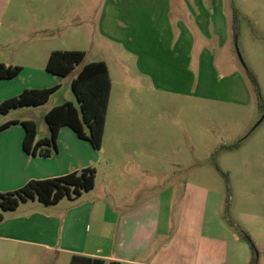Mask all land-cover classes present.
Masks as SVG:
<instances>
[{
    "label": "crops",
    "instance_id": "0c3cea01",
    "mask_svg": "<svg viewBox=\"0 0 264 264\" xmlns=\"http://www.w3.org/2000/svg\"><path fill=\"white\" fill-rule=\"evenodd\" d=\"M21 1L0 0V40H31L29 25L16 24L15 20L41 6H26ZM98 1L94 10V0L86 4V9L93 11L94 33L120 48L110 57L114 65L105 57L84 62L104 61L111 79L99 150L63 126L50 156L27 153L21 122L36 123L37 140L49 137L46 112L63 102L73 103L68 97L48 105L50 98L64 84L71 88L79 69L66 77L48 73L47 60L42 67L32 63L30 43L19 45L8 61L0 58V63L21 67L16 77L0 80V102L24 89L59 86L39 106L40 118L32 115L30 107L0 115V125L14 122L0 131V192L84 168L96 171L94 188L77 198H63L54 205L28 200L4 211L0 255L29 250L64 264H69L73 256L101 259L106 264H250L248 246L235 230L234 220L222 213L220 184L216 180L202 182L200 176L199 180L173 176L165 189L161 187L159 168L148 163L144 154L160 153V117L152 114L159 100H154V95L196 93L199 98H211L204 93L206 89L218 91L220 101H249L250 88L237 69L217 81L220 66L216 48L227 43L231 6L246 18L253 16L249 12L256 6L246 4L243 9L234 0L230 5L227 0ZM259 7L264 11V5ZM213 42L217 45L211 49ZM116 84H123L126 90L146 84L151 99L146 101L147 113L132 110L145 101L139 95L128 99L126 94H115ZM73 104L78 107L77 101ZM181 166L185 165L176 168Z\"/></svg>",
    "mask_w": 264,
    "mask_h": 264
},
{
    "label": "rangeland",
    "instance_id": "374dc122",
    "mask_svg": "<svg viewBox=\"0 0 264 264\" xmlns=\"http://www.w3.org/2000/svg\"><path fill=\"white\" fill-rule=\"evenodd\" d=\"M226 2L232 3L230 0ZM234 2L243 9L244 5L253 4L256 10L250 11L253 16L246 18L231 6L227 43L216 48V60L220 66L217 81L227 76L231 69H237L250 88L249 101H220L217 98L222 96L218 91L206 89L204 93L211 98H199L196 93L192 96L165 92L154 95L153 99L159 100L158 108L152 114L160 117V153L144 154V158L159 168L161 187L165 189L168 179L173 176L193 180H199L200 176L202 182L209 184L216 180L224 197L222 213L227 219L234 220L235 230L248 246L250 263L255 258L256 264H264V111L259 107L258 94L247 75V71L254 75L264 106V11L259 7L264 5V0ZM23 3L41 6L15 20L16 24L29 25L32 38L25 43L17 40L7 43V38H1V59L8 61L19 45L30 43L32 63L38 67L44 66L53 49L84 51L82 64L89 59L105 57L114 65L110 57L120 48L94 33L93 11L86 9L87 0H22ZM93 4L91 8L94 10L100 3L94 0ZM235 25L237 27L233 29ZM15 33L19 34L17 30ZM216 45L213 42L209 46L212 49ZM82 64L75 69H80ZM111 68L116 71L115 66ZM113 77H116L115 73ZM198 88L196 91L200 93ZM71 92V88L64 84L52 95L48 105L68 97L76 103ZM149 92L146 84L131 90H126L123 84H116L114 89L115 94H126L128 99L141 97L145 103L132 110L143 114L148 110L146 101L151 100ZM30 108L32 115L40 118L41 107ZM237 142L241 143L238 148H226ZM179 165L185 166L177 169ZM243 232L251 238L254 249ZM0 264L64 263L45 254L40 256L29 250H18L14 255H0Z\"/></svg>",
    "mask_w": 264,
    "mask_h": 264
},
{
    "label": "trees",
    "instance_id": "16d2710c",
    "mask_svg": "<svg viewBox=\"0 0 264 264\" xmlns=\"http://www.w3.org/2000/svg\"><path fill=\"white\" fill-rule=\"evenodd\" d=\"M236 18V15L234 16ZM236 21V20H235ZM236 25L233 29H236ZM85 58L82 50H53L50 52L45 70L56 76L66 77L81 65ZM21 71V67L0 63V80L12 79ZM249 80L258 94L259 107L264 111L258 93L254 75L247 71ZM71 90L76 97L78 107L71 102H63L53 106L45 114V121L50 135L37 140V125L34 121L21 122L25 130L23 148L27 153L39 154L44 157L55 151L56 140L63 126L71 128L79 138L89 141L96 150L101 148L108 101L111 92V79L104 61H93L82 64L76 76L71 80ZM59 86L50 88L24 89L21 93L0 102V115L20 107H37L44 105ZM14 122L0 125V131ZM240 142L226 148H237ZM96 171L94 168H84L64 176L31 180L18 190L0 192V221L4 211L16 209L20 203L36 199L44 205L57 204L63 198H77L82 193L91 191L95 185ZM246 240L252 244L251 238L243 232ZM253 259L250 264H256ZM69 264H106L101 259L73 256ZM107 264H119L109 262Z\"/></svg>",
    "mask_w": 264,
    "mask_h": 264
}]
</instances>
